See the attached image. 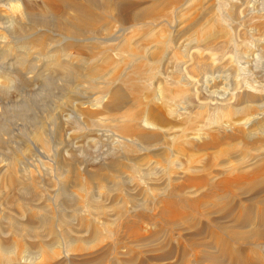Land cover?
I'll use <instances>...</instances> for the list:
<instances>
[{"label": "rangeland", "instance_id": "374dc122", "mask_svg": "<svg viewBox=\"0 0 264 264\" xmlns=\"http://www.w3.org/2000/svg\"><path fill=\"white\" fill-rule=\"evenodd\" d=\"M117 1L128 15L95 9V29L71 39L57 33L62 15L47 0H0V245L14 250L0 264L192 255L187 236L233 225L242 204L262 210L253 200L264 199V0ZM140 8L150 14L134 23ZM115 90L127 101L120 111L109 106ZM242 171L257 185L211 197ZM12 221L32 232H13Z\"/></svg>", "mask_w": 264, "mask_h": 264}, {"label": "bare ground", "instance_id": "6f19581e", "mask_svg": "<svg viewBox=\"0 0 264 264\" xmlns=\"http://www.w3.org/2000/svg\"><path fill=\"white\" fill-rule=\"evenodd\" d=\"M48 1V8L50 7L51 10H56L55 12H59L61 13V18L58 21L56 26V30L58 31L57 33H60L61 36H67L68 38L70 37L71 39L73 37H84L86 32H89L91 30H93V28L98 24V20L100 18H98V16L96 15V13L94 12L95 9L98 10H103L105 12H109L110 14L112 13H116L117 17L120 16H124L122 14L125 13V15L127 14V11L129 10L127 7L123 6L121 7V4L117 1V0H102L104 1V3L102 4L101 0H79L80 2H84L85 4H81L80 2L76 1V0H47ZM154 1V0H153ZM152 1V2H153ZM156 1V0H155ZM155 1L153 3H155ZM159 1V0H158ZM161 1V0H160ZM159 1V2H160ZM166 1V0H165ZM122 3V2H121ZM146 3V2H145ZM156 3H158L156 1ZM143 4V3H142ZM125 5V4H124ZM138 5V4H137ZM131 8V7H130ZM148 8V6H147ZM147 8H140L141 10H139L136 14H133L132 17L130 18L132 19L131 21H134V23H138L140 22L142 19H144L145 16L150 14L149 9ZM132 9V8H131ZM130 9V11H131ZM54 12V11H53ZM54 12V13H55ZM73 12V14L71 15L70 13ZM136 12V11H135ZM57 13V14H59ZM1 14V13H0ZM70 15V16H69ZM115 15V14H114ZM113 15V16H114ZM128 15V14H127ZM152 15V14H151ZM59 17V16H58ZM116 17V18H117ZM131 17V13L130 16ZM148 17V16H147ZM57 18V17H56ZM112 18V17H111ZM114 19V18H113ZM128 19V18H127ZM47 20V19H46ZM101 20V19H100ZM99 20V21H100ZM117 20H121V19H117ZM123 20L126 21L125 17L123 18ZM145 20V19H144ZM57 21V20H56ZM130 21V20H129ZM130 21V22H131ZM20 22V21H19ZM124 22V21H123ZM129 22V24H130ZM47 23V22H46ZM97 23V24H96ZM132 23V22H131ZM141 23V22H140ZM56 24V23H55ZM96 24V25H95ZM1 26V25H0ZM53 28V27H52ZM97 28V27H96ZM25 28H23L24 30ZM95 29V28H94ZM31 30V29H30ZM29 30V31H30ZM49 30V29H48ZM51 31V30H50ZM55 31V30H54ZM19 32V31H18ZM22 32V31H21ZM26 33V32H24ZM42 33V32H41ZM93 33V32H92ZM28 35V34H27ZM33 35V34H32ZM84 35V36H83ZM88 35V34H86ZM34 36V35H33ZM43 36V34H42ZM28 37V36H26ZM46 37V36H45ZM32 39V40H31ZM35 37L31 38V36L29 35L28 40H30L31 42H28L29 44L34 43ZM41 39V38H40ZM25 40V39H23ZM22 40V41H23ZM27 40V39H26ZM25 40V41H26ZM46 40V39H45ZM75 40V39H74ZM77 40V39H76ZM44 41V40H43ZM38 42V41H37ZM41 42V41H40ZM39 42V43H40ZM45 42V41H44ZM26 44V43H25ZM36 44V43H35ZM44 44V43H43ZM41 42V46L43 45ZM40 45V44H39ZM46 44H44L43 46H45ZM38 46V45H36ZM47 46V45H46ZM45 46V50L46 47ZM26 47V46H24ZM23 47V48H24ZM29 47V46H28ZM35 48V47H34ZM37 48V47H36ZM35 48V49H36ZM40 48V47H39ZM27 49V47L25 48ZM42 49V48H41ZM44 49V48H43ZM43 49L41 51H43ZM48 49V48H47ZM6 50V49H5ZM29 51V49H28ZM31 51V50H30ZM47 51V50H46ZM27 52V51H26ZM61 52V51H60ZM5 59V58H3ZM23 59V58H22ZM21 59V61H22ZM26 60V58H24ZM54 59V58H53ZM57 59V58H56ZM24 62V61H23ZM53 62V61H52ZM3 63V62H2ZM24 63H28V62H24ZM49 63V62H48ZM54 63V62H53ZM48 65V64H47ZM52 66V64H50ZM49 65V66H50ZM55 65V63L53 64V66ZM6 66V65H5ZM25 66V65H24ZM28 66H30L28 64ZM50 66V67H51ZM59 68V65H56ZM64 70L67 72H72L71 74H73V70L70 69L68 67L67 64L62 65ZM60 66V68L62 67ZM8 67H11L8 65ZM7 67V69H8ZM26 67V66H25ZM55 68V67H54ZM72 68V67H71ZM101 68V67H100ZM91 69V68H90ZM54 70V69H53ZM60 70V69H59ZM77 71V69H75ZM79 70V69H78ZM92 70V69H91ZM103 70V69H102ZM27 72V71H26ZM62 72V70L60 71ZM81 72V70L79 71ZM93 74L95 76L98 75H102L101 70L100 69H96L94 68L92 70ZM82 73V72H81ZM91 73V72H89ZM38 74V73H37ZM78 74V73H77ZM80 74V73H79ZM88 74V72H87ZM86 75V74H85ZM90 75V74H88ZM87 75V76H88ZM141 72L140 70L136 71V76H140ZM84 76V75H83ZM121 76V75H120ZM36 77V75H35ZM72 77V75L70 76ZM74 77V76H73ZM80 77V76H79ZM90 77H92L90 75ZM101 77V76H100ZM119 77V76H118ZM75 78V77H74ZM88 78V77H87ZM120 79L122 77H119ZM71 79V78H70ZM91 79V78H90ZM79 80V79H78ZM127 80V79H126ZM128 82V80L126 81ZM135 84H136V79H131L128 82L129 88L130 90L135 89ZM73 92V91H72ZM122 93V92H120ZM114 96V101L111 102L112 104L109 106H112L113 110H118L120 111L126 104V99L122 93L119 94L118 91L114 93H112ZM110 108V107H109ZM124 109V108H123ZM112 110V111H113ZM263 111V110H262ZM254 112V111H253ZM254 116V115H253ZM258 116V115H257ZM257 116L253 117V119H255L257 121ZM263 119V118H262ZM255 122V121H254ZM253 122V124H254ZM261 122V120H260ZM259 122V123H260ZM264 122V120H263ZM256 124H258V122H255ZM256 126V125H255ZM254 127V126H253ZM3 128V127H2ZM1 128V129H2ZM255 128V127H254ZM256 129V128H255ZM2 131V130H1ZM246 131V130H245ZM254 131V130H253ZM42 132H43V128H40L38 130L36 139L38 140V142H42L44 138H42ZM1 133V132H0ZM44 133V132H43ZM256 133V132H255ZM258 133V132H257ZM2 134V133H1ZM0 134V136H1ZM260 134V133H258ZM250 135V134H249ZM248 135V136H249ZM252 135H254L252 133ZM47 139V138H46ZM256 139V138H255ZM255 141V140H254ZM3 143V142H2ZM255 143V142H254ZM1 144V142H0ZM211 144V143H210ZM255 145V144H254ZM211 146V145H209ZM46 147V146H45ZM229 148V147H228ZM247 154V153H246ZM261 155V154H260ZM264 157V155H263ZM261 157V158H263ZM10 158V157H9ZM238 158V157H237ZM263 160V159H262ZM13 161V160H12ZM264 161V160H263ZM120 164V163H119ZM256 164V163H255ZM11 168L14 169L15 167V161L10 164ZM252 165V164H251ZM257 165V164H256ZM18 166V165H16ZM114 166V165H113ZM4 167V166H3ZM118 167V166H117ZM121 167V166H120ZM253 167V166H251ZM257 167V166H256ZM17 168V167H16ZM9 169V168H8ZM111 169V168H110ZM112 169L114 170V167H112ZM111 169V170H112ZM3 170V169H2ZM112 170V171H113ZM242 170V169H241ZM247 170V169H246ZM111 171V172H112ZM248 171V170H247ZM260 171V170H259ZM262 171V170H261ZM2 172V171H1ZM14 171H12L13 173ZM235 172V171H234ZM239 172V171H238ZM256 172V171H255ZM254 172V173H255ZM240 173V172H239ZM253 174V172H252ZM113 175V174H111ZM109 175V176H111ZM234 175V174H233ZM231 178H227L224 181H222V183L220 185H217V187L215 186L214 189L211 192V197H213L216 191H218V189H222L221 186L224 187H236V188H240L242 186V184L249 182V183H256V178L254 175H249V173H244L243 171L241 174L237 175ZM108 176V175H107ZM114 176V175H113ZM117 177V175H116ZM263 177V175H262ZM88 179V178H87ZM102 179V177L100 178ZM110 179L112 180L113 177H110ZM102 181V180H101ZM104 181V180H103ZM263 181V180H261ZM82 183V182H81ZM258 183V182H257ZM263 183V182H262ZM88 184V183H87ZM86 182H84V184H82V187L84 190H86L85 192H89L92 190H88V186ZM247 185V184H246ZM244 185V186H246ZM257 185V184H255ZM259 185V183H258ZM249 186V185H248ZM263 186V185H262ZM261 186V187H262ZM91 187V185H90ZM252 187V186H251ZM257 188V187H256ZM23 190V189H22ZM254 190V188H253ZM80 191V190H79ZM24 192V191H23ZM26 192V191H25ZM83 194H85V192L82 190ZM219 193V191H218ZM217 193V194H218ZM88 194V193H87ZM92 194V193H91ZM25 195V194H24ZM82 195V194H80ZM89 195V194H88ZM87 195V196H88ZM90 196V195H89ZM83 197V196H82ZM81 197V198H82ZM92 197V195H91ZM84 199V198H83ZM90 199V197H89ZM88 199V200H89ZM220 199V198H219ZM224 200V199H223ZM90 201V200H89ZM254 202H256V205L260 206V208L262 210L258 212L255 211V209L253 207H248L245 204H242L238 207V216L234 219V224L232 225L230 223V225L227 224H223V223H218V230L219 232H215L213 230H200L197 234H192L189 235V238L187 236V243L189 246H191L192 250H196L198 249L197 253H193L188 254V252H182V255H178L176 253V250L174 249H169L167 251L164 250V252L161 254H158L157 256L154 257H150L148 258L146 261H143L140 264H159L160 262H169V261H174V262H170L168 264H264V199L260 200L258 198H256V201L253 200ZM176 200L175 198H172L167 205L169 206L167 208V210H171L173 205L175 204ZM206 202V201H205ZM85 203V202H84ZM202 202L198 201L196 204H198L197 206H200ZM221 203V201H220ZM222 204V203H221ZM238 205V204H237ZM221 206V205H219ZM236 206V205H235ZM257 206V207H258ZM225 207H227V205H225ZM221 208V207H220ZM178 209V208H177ZM223 209V208H222ZM166 210V218H168L169 220H174L175 217V213L174 212H170L168 213V211ZM227 210V209H226ZM175 211V210H174ZM183 211V210H182ZM178 212L177 215L180 216L181 218H184L186 220L190 219L191 216H188V214L184 213V212ZM225 211V210H224ZM45 212V211H44ZM186 212V210H185ZM194 213V211H193ZM226 213V211H225ZM33 214V213H32ZM196 214V213H194ZM35 215V213H34ZM32 215V216H34ZM37 215V214H36ZM228 215V214H227ZM226 215V216H227ZM40 216V215H39ZM45 216V215H44ZM44 216H40L41 219L44 218ZM233 216V215H232ZM36 217V216H35ZM235 217V216H234ZM37 218V217H36ZM40 219V222H41ZM45 219V218H44ZM183 219V220H184ZM10 220V219H9ZM47 220V219H46ZM62 220V219H61ZM194 220V219H193ZM45 221L43 220V223ZM50 222V221H49ZM230 222V221H229ZM228 222V224H229ZM233 223V221H232ZM46 224V223H45ZM48 224V223H47ZM12 228L14 229L13 232H18L20 231V229L23 228V230H25L26 232H30L32 227L29 225H20L19 223H17L16 221H12L11 223ZM130 228V235L131 236H135L138 239V242H143V234L141 233V230L137 227H135V225L130 224L129 226ZM190 227V226H189ZM195 227V225L193 226ZM192 228V226L190 227V229ZM35 229V228H34ZM195 229V228H194ZM21 230V231H23ZM20 231V232H21ZM24 232V231H23ZM32 232V231H31ZM209 234V239L210 241L204 240L203 238H201L202 236ZM17 236V233H15ZM20 234V233H18ZM24 234V233H23ZM22 235V233H21ZM96 235H98V233L96 232ZM97 237V236H96ZM134 237V238H135ZM145 237V236H144ZM206 237V236H205ZM136 240V239H135ZM158 240V239H157ZM157 240H155L154 237L148 239V245H152L155 242H157ZM97 241V238L96 240ZM137 241V240H136ZM90 242V241H89ZM5 243V242H4ZM21 243V242H20ZM144 243V242H143ZM151 243V244H150ZM186 243V242H185ZM15 245L17 243H14ZM24 244V243H23ZM90 243H87V245H89ZM180 244V243H179ZM8 245V244H7ZM5 244H1L0 245V262L1 260L3 261L5 258L8 259L10 254L12 253V248L8 247ZM14 245V247H15ZM187 245V244H186ZM12 246V245H11ZM26 246V245H25ZM188 246V247H189ZM16 248V247H15ZM14 248V249H15ZM17 249V248H16ZM18 249L21 250L22 253H27L26 252V247L19 245L18 244ZM158 250V248H157ZM156 250V251H157ZM161 251L163 249H160ZM185 250V249H184ZM17 251V250H16ZM28 251V249H27ZM152 251V250H151ZM20 252V251H19ZM158 252V251H157ZM156 252V253H157ZM30 253V252H29ZM28 253V255H29ZM152 253V252H151ZM154 253V252H153ZM192 253V252H191ZM26 256V254H24ZM27 255V257H28ZM156 255V254H155ZM153 256V255H152ZM136 259V258H135ZM15 260V259H14ZM28 260V259H27ZM19 262V261H18ZM17 262V263H18ZM21 263V262H20ZM127 263V262H126ZM129 263V262H128ZM136 263V262H134ZM85 264H103V260L99 259L96 260L95 262L92 263H85ZM137 264V263H136Z\"/></svg>", "mask_w": 264, "mask_h": 264}]
</instances>
